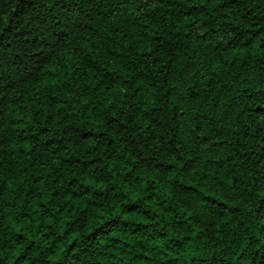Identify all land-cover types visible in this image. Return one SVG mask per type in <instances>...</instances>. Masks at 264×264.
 <instances>
[{
    "label": "trees",
    "instance_id": "1",
    "mask_svg": "<svg viewBox=\"0 0 264 264\" xmlns=\"http://www.w3.org/2000/svg\"><path fill=\"white\" fill-rule=\"evenodd\" d=\"M0 264H264V0H0Z\"/></svg>",
    "mask_w": 264,
    "mask_h": 264
}]
</instances>
